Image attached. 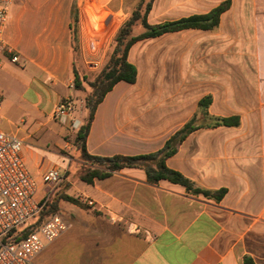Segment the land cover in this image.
Listing matches in <instances>:
<instances>
[{"label": "crops", "instance_id": "obj_1", "mask_svg": "<svg viewBox=\"0 0 264 264\" xmlns=\"http://www.w3.org/2000/svg\"><path fill=\"white\" fill-rule=\"evenodd\" d=\"M225 1L230 6L215 29L168 32L131 47L128 59L137 67V80L119 81L106 94L86 141L97 156L155 152L210 95L211 117L199 116L203 127L190 133L166 164L203 188H225L221 200L191 194L167 179L151 183L142 167L123 168L93 184L73 182L71 122L55 118L53 111L72 98L73 116L83 123L77 110L85 109L89 86L85 81L83 89L75 86V71L93 78L106 50L99 61L87 60L79 0L77 43L75 0L10 5L4 33L12 53L0 52V128L23 139L25 163L27 149L35 160L37 177L32 176L42 180L56 166L69 181L67 193L90 205L69 203L64 217L69 228L46 244L35 258L38 264H244L246 256L264 264V0H154L148 19L155 24L206 14ZM88 10L94 11L91 5ZM106 10L110 17L100 44L110 35L109 43L122 13L129 14L118 0ZM12 111L25 115L23 127L13 128ZM231 116L240 118L238 126H207L213 117Z\"/></svg>", "mask_w": 264, "mask_h": 264}, {"label": "trees", "instance_id": "obj_2", "mask_svg": "<svg viewBox=\"0 0 264 264\" xmlns=\"http://www.w3.org/2000/svg\"><path fill=\"white\" fill-rule=\"evenodd\" d=\"M154 0H139L130 13L128 19L121 24L113 37V45L109 49L106 61L99 72L91 79L81 78L75 71V86L83 89V81L90 87L85 96L86 116L79 126L74 137V145L83 160L85 166L79 173V180L93 184L95 179H103L114 172L126 167H142L146 170L147 179L151 183H158L161 179H167L173 183L183 185L187 192L207 198L221 200L226 189L210 190L197 185L193 180L181 172L170 168L166 164L168 157L177 152L179 144L196 129L203 127L197 123L199 116L211 117L209 106L212 102L210 95L205 96L199 102V112L167 140L161 149L138 155L116 154L113 156H97L90 154L87 150V136L98 105L103 101L106 94L113 89L119 81L134 83L137 80V67L128 59L131 47L139 40L161 36L168 32H175L188 28L215 29L219 25L221 14L230 6V1H225L206 14H194L177 20L150 23L149 13L153 7ZM73 30L75 43L78 41L79 33V10L75 0L73 4ZM77 47V46H75ZM214 122L207 126H238L240 118L213 117ZM66 200L83 208H90L87 202L68 194H61L60 197L51 195L44 203L42 210L35 217L36 219L27 226L12 230L4 239L3 243L18 242L35 231L49 216L59 213V203ZM244 264H256L253 259L246 256Z\"/></svg>", "mask_w": 264, "mask_h": 264}, {"label": "built area", "instance_id": "obj_3", "mask_svg": "<svg viewBox=\"0 0 264 264\" xmlns=\"http://www.w3.org/2000/svg\"><path fill=\"white\" fill-rule=\"evenodd\" d=\"M14 0H0V52L12 53L5 38V25L9 19V8ZM96 4L106 5L109 0ZM11 60H19L12 55ZM0 93V104H1ZM75 103L72 98L61 100L53 111L60 120L69 119L71 126L79 128L80 121L74 118ZM24 141L19 136L0 128V264H38L36 256L69 228L68 222L60 213L49 216L35 231L18 242L3 243V239L14 229L20 228L34 219L44 203L64 180L58 167H50L42 176L43 194L37 193L39 184L29 172L22 148ZM116 221L114 215L110 216Z\"/></svg>", "mask_w": 264, "mask_h": 264}, {"label": "rangeland", "instance_id": "obj_4", "mask_svg": "<svg viewBox=\"0 0 264 264\" xmlns=\"http://www.w3.org/2000/svg\"><path fill=\"white\" fill-rule=\"evenodd\" d=\"M81 1V8L83 9V11L85 12V16H86V22H85V27H86V39H87V50L90 51V53L88 54L89 57H87V60L91 61V62H96L99 61L101 54L104 52L103 50H106L105 53V57H104V62L103 64L98 67L100 70L102 68V66L104 65L105 61H106V57H107V53L109 51V49L112 47L113 45V37L112 39L109 41V37L106 39V41L103 44H100L98 42L99 39V35L102 33V31L107 28V22L109 20L110 14L106 9L112 8L114 2H116L117 0H112V2L109 4V2L106 5L102 4H96L95 0H79ZM120 3H122V7L123 10L125 12V14H127L126 16L122 13V17H123V22H125L128 17L130 16L131 11L133 10V8L136 6V4L138 3L139 0H118ZM101 2H105L103 0H101ZM93 7V13H90V11L88 10L89 7ZM92 9V8H91ZM98 12V13H97ZM104 15V16H103ZM89 40V41H88ZM93 45H89V43H92ZM108 43V45H107ZM106 46V47H105ZM81 49H79L78 47V51H80ZM17 65V64H16ZM94 65V63H92V66ZM96 66V64L94 65ZM93 66V67H94ZM97 72V71H96ZM99 72V71H98ZM6 82L8 81V79L5 80ZM89 91H91L90 87H89ZM1 88H0V93H1ZM85 100V99H84ZM75 103V101H74ZM77 107V104L75 103V109ZM77 111H81L78 112V116H80V119L83 120V118L86 115V111L84 110H80V108ZM75 112V110H74ZM74 114V113H73ZM8 117L14 122V126L13 128H15V130L17 129V127H23V122L21 121V119L23 117H25L24 114H22L21 112H17V111H12L8 114ZM72 130V133L69 136V141L70 143H73V139L74 136L76 134V127L71 126L70 128ZM31 148V147H29ZM74 153H72V161H73V169L75 172L74 175H72V180L73 182H76V180L78 181L79 179V173L81 171V169L85 166L84 162L82 159H80L78 152L76 151V147L72 149ZM71 150V151H72ZM44 155H46L45 153H42ZM46 157L48 159H50V161L52 162H59V164L61 166H65L66 162L64 160H59L55 157L46 155ZM26 166L29 169V171L31 172V175H34L35 177H37V173H36V166H35V160L30 156V152L27 149L26 152ZM67 174H72L71 171L68 170ZM75 178V180H74ZM38 184H39V189H38V197L40 198L43 194V182L41 179L38 178ZM69 181H62L59 186H57V188L53 191V195L55 194L57 197H60L61 194H68L67 190L70 187V184L68 183ZM80 185H84L85 183L83 182H79ZM71 193H74L73 190L70 191ZM69 195V194H68ZM69 201L66 200H61L59 203V213L60 215H62L63 217H65L67 215V207L70 205ZM31 219L27 224H25L24 226H27L29 224H31L34 220Z\"/></svg>", "mask_w": 264, "mask_h": 264}]
</instances>
